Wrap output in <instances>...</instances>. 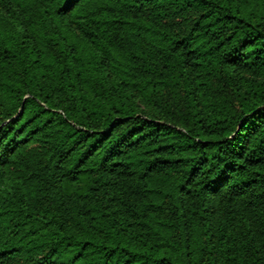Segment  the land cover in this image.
<instances>
[{"label":"trees","instance_id":"trees-1","mask_svg":"<svg viewBox=\"0 0 264 264\" xmlns=\"http://www.w3.org/2000/svg\"><path fill=\"white\" fill-rule=\"evenodd\" d=\"M0 264H264V0H0Z\"/></svg>","mask_w":264,"mask_h":264}]
</instances>
